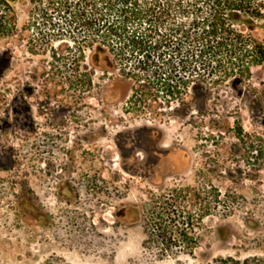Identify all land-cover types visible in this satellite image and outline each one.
Returning a JSON list of instances; mask_svg holds the SVG:
<instances>
[{
  "label": "rangeland",
  "instance_id": "374dc122",
  "mask_svg": "<svg viewBox=\"0 0 264 264\" xmlns=\"http://www.w3.org/2000/svg\"><path fill=\"white\" fill-rule=\"evenodd\" d=\"M36 1H14L17 31L0 36V264H220L228 257L264 263V69L254 66L248 83L210 86L204 112L176 115L181 100L159 99L155 109L119 81L125 71L94 65L81 38L58 36L53 29L65 24ZM254 34L264 38V29ZM48 87L69 103L83 97L84 130L99 127L74 168L79 201L65 202L58 179L47 178L44 132L34 144L14 117L19 92L45 94ZM139 125L160 126L165 142L182 150L173 157L181 172L160 185L123 163L130 150L121 148V156L114 141L115 133ZM193 151L190 165L186 153ZM205 174L213 185L209 204L201 195L196 205L192 190ZM34 187L53 211L42 221L29 213Z\"/></svg>",
  "mask_w": 264,
  "mask_h": 264
},
{
  "label": "trees",
  "instance_id": "16d2710c",
  "mask_svg": "<svg viewBox=\"0 0 264 264\" xmlns=\"http://www.w3.org/2000/svg\"><path fill=\"white\" fill-rule=\"evenodd\" d=\"M16 0H0V36L17 31ZM65 26L57 35L81 38L92 63L122 69L151 106L181 100L184 115L206 111L212 85L248 83L252 68L264 69V0H37ZM81 61L88 65L87 56ZM191 98V104L185 103ZM160 104V103H159ZM156 109V108H155ZM215 126V125H214ZM217 126V125H216ZM220 264H264L260 258L228 257Z\"/></svg>",
  "mask_w": 264,
  "mask_h": 264
},
{
  "label": "flooded vegetation",
  "instance_id": "af4514ba",
  "mask_svg": "<svg viewBox=\"0 0 264 264\" xmlns=\"http://www.w3.org/2000/svg\"><path fill=\"white\" fill-rule=\"evenodd\" d=\"M48 83L49 85L55 84V86L57 84L51 80H48ZM58 88L62 90L61 87L58 86ZM27 90L28 93L19 92L15 97V120L18 125L28 126L30 133L34 134V144H37L42 132H44L43 138L45 140L41 142L47 143L45 148H51L48 152L50 166L46 174L47 178L49 180L58 179L57 194H61L65 202L70 199L79 201L77 183L74 180V168L83 159L86 141L90 142L95 140V137H99V127L84 130L83 111L79 109L83 104V97L78 96L76 103L73 101L69 103L64 95H59V91L52 90L51 87H48L45 94H38V89L28 88ZM115 134L114 141L120 149L121 156H123L121 148L126 147L130 150V154L125 158L122 157V162L125 163L126 161V165L141 167L146 172L145 178L152 183L160 185L168 176L181 172L176 168L174 169L176 163L173 157L182 150L165 142V136L160 126L127 127ZM139 154H141L140 159L138 158ZM186 154L190 158V165H192V162H195L197 158V152L193 151ZM207 160L208 156L206 155L205 161ZM58 166H61L59 171L57 170ZM129 171L135 175L138 173L136 169ZM220 176L223 178V175ZM201 180L204 181V184L193 187V202L197 205L202 200L201 195H204L207 205L213 185L210 177L206 174L202 175ZM70 191L72 195H69ZM131 208L139 212V218L144 219L139 207L132 206ZM29 213L36 221H42L46 215L48 217V215L53 214L52 208L46 204L42 197H39L35 187L30 198Z\"/></svg>",
  "mask_w": 264,
  "mask_h": 264
}]
</instances>
